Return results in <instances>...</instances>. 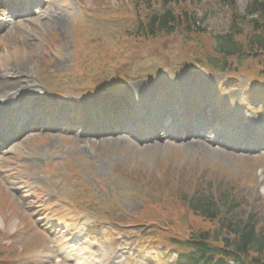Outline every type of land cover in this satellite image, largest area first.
<instances>
[{
  "label": "rangeland",
  "instance_id": "374dc122",
  "mask_svg": "<svg viewBox=\"0 0 264 264\" xmlns=\"http://www.w3.org/2000/svg\"><path fill=\"white\" fill-rule=\"evenodd\" d=\"M249 1L236 0L239 16L244 17ZM134 2L40 0V10L32 7L38 15L26 22L11 21L0 8V87L4 83L12 94L7 101L1 90L2 109L18 110L19 103L30 100L28 107L48 117H29L26 124L37 130L25 131L13 148L0 154V264H71L66 252L87 264H172L178 247L175 252L166 244L165 254H160L161 247L152 246L172 235L185 236L192 228L212 229L191 211L184 216L200 192L220 205L223 194L227 203L234 199V212L226 218L253 214L258 227L264 225L263 146L257 156H247L238 151L235 138L233 149L228 140L214 145L217 131L212 127L202 131L209 139L184 142L137 143L138 134L126 131L83 138L84 126L76 122L75 113L83 111L84 99L99 106L109 100L117 107L139 84L147 89L155 82L183 78L210 81L203 93L207 102L196 101L203 111H216L222 118L248 104L239 115L247 132L253 130L248 123L252 112L264 114L258 105L259 95L264 99V73L254 71L255 63L245 61L227 74L197 63L208 56L214 37L230 28L226 1L187 0L201 33L175 32L154 39L127 36L144 14H133ZM177 8L176 13L181 11ZM240 30H250L245 19ZM192 82L198 89L195 97L201 96V85ZM22 92L28 94L18 96ZM214 97L216 107L210 104ZM157 214L165 217V225ZM103 218L117 231H97L93 223ZM148 223L161 224L164 231L150 230L140 240L136 224Z\"/></svg>",
  "mask_w": 264,
  "mask_h": 264
},
{
  "label": "trees",
  "instance_id": "16d2710c",
  "mask_svg": "<svg viewBox=\"0 0 264 264\" xmlns=\"http://www.w3.org/2000/svg\"><path fill=\"white\" fill-rule=\"evenodd\" d=\"M186 1L135 0L133 14L136 16L140 11H144V14L137 23V29L131 32L132 35L127 36L154 39L158 35L167 36L175 32L182 35L193 33L199 35L201 33L199 21L186 5ZM224 1L232 13L230 28L214 37L215 45L209 50L208 56L197 59V63L203 64L208 70H220L227 74L234 67L237 68L242 66L241 63L249 61L255 63L254 71L264 73V0H250L244 17L239 16L235 9L236 0ZM185 5L187 7H183ZM178 6L181 8H177ZM174 8L181 11L176 13ZM243 19L250 26L249 32L240 30ZM234 62L236 66H233ZM97 88L98 86L93 89ZM222 197L225 202L220 205L214 202V197L200 192L198 197L189 203L193 215L213 227L202 231L194 228L189 230L187 225L185 230L189 232L181 236L182 239L178 237L179 235L170 236L167 243H176L181 246L180 248L186 249L178 254L175 264H228L229 261L234 264H264V225L258 227L253 214L244 219L226 218L234 212L232 209L236 203L234 199H230L228 204L226 195L223 194ZM178 209L175 216L178 215ZM222 211L225 212L224 215ZM138 216L135 215L134 220H140ZM144 228L141 231L142 236H146V228L155 229L145 224Z\"/></svg>",
  "mask_w": 264,
  "mask_h": 264
},
{
  "label": "bare ground",
  "instance_id": "6f19581e",
  "mask_svg": "<svg viewBox=\"0 0 264 264\" xmlns=\"http://www.w3.org/2000/svg\"><path fill=\"white\" fill-rule=\"evenodd\" d=\"M17 52V49L14 53ZM192 81H197L198 85H205L209 84L210 81L204 80L202 84H200V80L198 78H192L189 80H182L179 84V88H170L169 87V82L165 81L161 83V88L157 89L155 88V91H152L151 89L149 91H144V92H139V90H134L132 91V95L130 96V101H133L135 111H137L138 114H141L144 119L149 118L151 116V113L153 114L154 112H160L161 110H155V106H164L167 105V110L172 113V111H175L178 106H184L185 110L179 111V112H173L175 113H180L182 115V120L186 118V116H197L199 117L200 114L199 112L193 110L191 108L192 105V96L194 94V91L197 89L194 87L196 84L195 82ZM4 83H2V86L0 87V92L3 89V93L8 95L11 93L10 88L4 87ZM6 88V89H5ZM108 103H105L104 106H108ZM100 107H96L94 109H90V107L87 108L88 114H90L93 110L98 111ZM162 109V108H160ZM169 114V113H168ZM209 119V117H208ZM67 257L69 258V254L67 253ZM77 257V256H75ZM80 257V256H78ZM77 260L81 261L80 258H76ZM76 262H79L77 261Z\"/></svg>",
  "mask_w": 264,
  "mask_h": 264
}]
</instances>
